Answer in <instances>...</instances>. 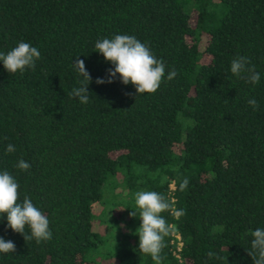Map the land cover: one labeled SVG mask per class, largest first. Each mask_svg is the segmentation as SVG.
Wrapping results in <instances>:
<instances>
[{
    "label": "trees",
    "instance_id": "obj_1",
    "mask_svg": "<svg viewBox=\"0 0 264 264\" xmlns=\"http://www.w3.org/2000/svg\"><path fill=\"white\" fill-rule=\"evenodd\" d=\"M118 34L163 60L155 93L138 95L119 74L96 83L114 65L95 42ZM19 41L41 56L23 73L0 61V172L53 236L26 242L5 214L0 237L16 251L0 253V264H155L139 252L142 222L130 216L142 190L183 211L161 214L182 242L178 250L165 237L162 264H254L251 233L264 228V0H0V52ZM238 55L259 84L231 73ZM78 56L92 77L87 104L68 95L84 79ZM21 158L29 170L16 167Z\"/></svg>",
    "mask_w": 264,
    "mask_h": 264
},
{
    "label": "clouds",
    "instance_id": "obj_2",
    "mask_svg": "<svg viewBox=\"0 0 264 264\" xmlns=\"http://www.w3.org/2000/svg\"><path fill=\"white\" fill-rule=\"evenodd\" d=\"M95 49L114 65V70L109 69L108 71V79L97 78L96 83H112L119 74L125 85L135 86L138 95L155 93L160 87L165 76L166 65L162 59H157L150 48L136 36L118 34L113 38H103L95 42ZM40 56L41 53L37 47L19 41L6 54L0 52V61H3L4 68L9 73H23L26 69L34 70ZM72 63L73 68L84 79L79 81V86L74 87L68 95L78 98L82 104H87L91 95L88 86L92 77L79 56ZM250 65L251 61L247 57L238 55L232 59L230 71L236 77L247 74L244 76L246 81L257 85L260 83L261 75L256 71L254 65ZM176 75L177 72L173 69L168 73L167 79L170 81ZM248 104L254 111L259 109V104L254 98H250ZM6 151L8 153L15 152V146L9 144ZM16 167L27 171L31 165L21 158ZM188 185L189 179L183 178L179 184V190L185 191ZM19 188L20 185L13 175L6 170L0 172V217L6 214L8 228L23 234L26 242L33 239L37 244L50 241L53 233L49 227V219L34 205L27 194L24 195L23 201L19 202ZM134 201L136 209L130 212V216L135 218L138 215L142 222L135 233L139 236V252L150 255L155 264H162L161 252L165 247V237L173 235L175 229L161 214L168 212L179 218L183 215V211L174 207V200H170L156 191H137L134 194ZM26 227L30 230L29 233L25 232ZM251 235L253 239L251 250H248L249 255L254 264H264V228L255 229ZM15 251L16 246L13 241L0 237V253H15ZM209 255L212 254L209 253Z\"/></svg>",
    "mask_w": 264,
    "mask_h": 264
},
{
    "label": "built area",
    "instance_id": "obj_3",
    "mask_svg": "<svg viewBox=\"0 0 264 264\" xmlns=\"http://www.w3.org/2000/svg\"><path fill=\"white\" fill-rule=\"evenodd\" d=\"M174 189H175V185H174V182H172L169 185V193H171ZM171 200H174V198L172 197ZM173 236L175 237V239L173 240V242L176 243L177 249L180 250V248L182 246V242L180 240V235H179V233L174 232Z\"/></svg>",
    "mask_w": 264,
    "mask_h": 264
},
{
    "label": "rangeland",
    "instance_id": "obj_4",
    "mask_svg": "<svg viewBox=\"0 0 264 264\" xmlns=\"http://www.w3.org/2000/svg\"><path fill=\"white\" fill-rule=\"evenodd\" d=\"M96 208H98V207H96Z\"/></svg>",
    "mask_w": 264,
    "mask_h": 264
}]
</instances>
